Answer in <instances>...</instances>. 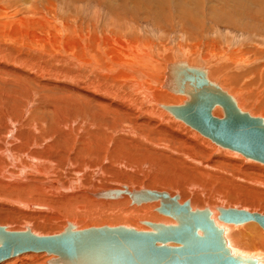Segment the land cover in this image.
Returning a JSON list of instances; mask_svg holds the SVG:
<instances>
[{"label": "bare ground", "instance_id": "bare-ground-1", "mask_svg": "<svg viewBox=\"0 0 264 264\" xmlns=\"http://www.w3.org/2000/svg\"><path fill=\"white\" fill-rule=\"evenodd\" d=\"M241 1L235 19L238 0H0V226L55 236L69 224H175L158 211L162 193L211 210L224 237L255 221L220 222L219 208L264 215V181L247 174L251 166L263 174L253 163L260 161L220 146L169 110L188 100L191 89L175 84L195 68L240 110L264 120V0ZM121 11L146 15L151 27ZM207 17L239 36L217 26L214 37ZM210 113L225 115L219 104ZM209 148L228 165L208 163ZM244 194L250 199L243 196L240 206ZM242 228L228 247L261 260L264 229ZM239 239L252 248H236ZM42 256L61 264L44 250L0 264H41Z\"/></svg>", "mask_w": 264, "mask_h": 264}, {"label": "water", "instance_id": "water-1", "mask_svg": "<svg viewBox=\"0 0 264 264\" xmlns=\"http://www.w3.org/2000/svg\"><path fill=\"white\" fill-rule=\"evenodd\" d=\"M191 70L197 72L195 76L182 80L181 85L175 81V85L192 93L184 105L169 106V110L220 146L264 163V120L240 110L205 73ZM215 104L225 112L221 119L210 113ZM161 196L158 211L172 216L175 224L145 221L148 230L123 225L74 229L69 224L55 236L0 226V262L23 252L44 250L57 255L54 261L61 264H264V257L259 260L232 253L223 227L208 208L191 209L176 196ZM216 218L237 225L255 221L264 229V215L243 209L219 208Z\"/></svg>", "mask_w": 264, "mask_h": 264}, {"label": "rangeland", "instance_id": "rangeland-1", "mask_svg": "<svg viewBox=\"0 0 264 264\" xmlns=\"http://www.w3.org/2000/svg\"><path fill=\"white\" fill-rule=\"evenodd\" d=\"M59 1V0H58ZM128 1V3H129V0H127ZM131 1V0H130ZM176 1H178V0H176ZM251 2V0H246L245 1V3H250ZM127 3V4H128ZM234 4V2H232V4H230V5H233ZM69 5V6H68ZM73 3H68L67 4V9L69 10L70 9V11H72L73 10ZM92 5V4H91ZM172 5V7H174V4H171ZM72 8V9H71ZM241 8H242V1L241 0H238V3H237V5L235 6V8H234V10H231L232 12H233V14L232 15H234V17L233 18H235L236 19V16H237V13H239V12H241ZM118 15L119 16H122V17H127L128 18V20L129 21H133L137 16H140V14H137V15H134V17H132V16H129L128 14H126L125 12H120V13H118ZM146 16V15H145ZM145 16H142L140 19H138V17H137V19H136V21L135 22H132V23H140L139 21H141V23L140 24H143V26L144 25H148L149 27H151V20H150V18H145ZM241 17H245L244 15H242ZM206 19V21L207 22H209V23H207L206 24V26L209 24H211V18H205ZM238 23H240V24H242V23H244V19L243 18H241L240 20H239V22ZM208 25V26H209ZM212 26H211V28L210 29H212V31H213V28L212 27H214V34H215V31H216V28H217V26L220 28V29H222V32L223 33H226L225 31L228 29L229 31H230V33L233 35V34H236L235 36H239V35H237L238 34V32H236L238 29H236V27L234 28V27H230V26H225V25H223V24H220V23H218V24H214V26H213V23L211 24ZM207 26V27H208ZM223 27L224 28H227L225 31H223ZM230 27V28H229ZM169 28H172V29H170V30H172V31H174V29L176 28V26L174 25V24H172L171 25V27H169V26H167L166 28H165V32L167 33V31H168V29ZM160 30H162V29H160ZM170 34V33H169ZM176 34H178V32L176 33ZM176 34H175V32L172 34V36L170 37V40H176ZM149 34H147V36H148ZM216 35L217 34H215V36L214 37H216ZM168 37H169V35H168ZM178 40V39H177ZM182 124H184V123H182ZM187 128H189L190 129V127L189 126H187L186 124H184ZM190 130H192V129H190ZM195 131V130H194ZM197 133V132H196ZM199 135V134H198ZM199 136H201V135H199ZM202 138H205V137H203V136H201ZM205 139H207V138H205ZM208 140V139H207ZM209 141V140H208ZM212 145H214L215 146V144H213L211 141H209ZM216 148H217V146H215ZM219 148V147H218ZM220 149H222V148H220ZM222 150H224V149H222ZM210 151L212 152L213 150L211 149V148H209V150H208V152L210 153ZM218 151V150H217ZM217 151H213V153H211V155H210V157H208L209 158V161L210 162H208V163H210L211 165H213V164H220V165H222V166H226V165H228V163L226 162V161H224V157H225V155H223L222 156V154L220 155V153L219 152H217ZM216 152V153H215ZM215 153V154H214ZM219 156V157H218ZM220 156H222V157H220ZM240 157H243L242 155L240 156ZM204 158H207V157H204ZM204 158H202V160H204ZM207 158V159H208ZM215 158V159H214ZM245 157H243V158H241V159H244ZM207 159H205L206 161H208ZM213 159V160H212ZM213 161V162H212ZM245 162V163H247L246 162V160L244 159V160H240L239 158H238V165H240V166H242L241 165V163L242 162ZM253 161V160H252ZM252 161L250 162V163H252ZM230 162H232V161H230ZM253 163H258V164H260V165H262V166H264V164L263 163H260V162H257V161H253ZM232 166V165H231ZM239 166V167H240ZM239 167H235V169H237V168H239ZM241 168V167H240ZM250 168H253L252 166L250 167ZM248 169L247 170V174L249 175V177H250V179H253V180H255V179H258L257 177H259V179H261V181H264V173L262 174V173H260L259 171H256V170H252V169ZM253 174H252V173ZM257 173V174H256ZM251 174L253 175L252 177H251ZM263 175V176H259V175ZM256 175V176H255ZM204 192H206V193H208V191H204ZM205 193V194H206ZM243 196L245 197V198H247L248 196L246 195L245 196V194L244 195H242L241 196V198H238L239 199V202H237V204L238 205H242L244 202H241V199H242V201H244V198H243ZM249 198V197H248ZM250 199V198H249ZM241 202V203H240ZM227 204V203H226ZM233 205H235V204H233ZM262 203H260V206H258V208H256L257 210H259V211H262L263 209H262ZM251 226H255L258 230H262L263 231V229L256 223V222H250V223H248V224H246L244 227L245 228H242V229H244L243 231L244 232H249V231H251V229H250V227ZM13 227H16L15 226V224H14V226ZM241 228H236V229H233V230H236V231H238L239 229H241ZM230 231V232H228L227 233V236H228V238H227V236H225V239L226 240H229L230 239V241L232 242V240H231V238L233 237V238H236L237 239V237L235 236V235H237L236 234V231ZM232 233V234H231ZM247 234V233H246ZM232 235V236H231ZM249 243H251V241L249 242H246V241H243V240H237V242H234L233 244H234V246L236 247V248H240V249H246V250H250L251 248H252V245L251 244H249ZM46 255V254H45ZM47 256V255H46ZM43 257V256H42ZM42 257H40L39 258V262L41 263V264H49V263H47L46 261H44V257L42 258ZM43 262V263H42Z\"/></svg>", "mask_w": 264, "mask_h": 264}]
</instances>
